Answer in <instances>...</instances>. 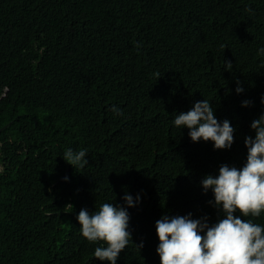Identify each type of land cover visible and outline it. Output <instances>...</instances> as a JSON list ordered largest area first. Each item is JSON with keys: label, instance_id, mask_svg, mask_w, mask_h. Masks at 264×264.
<instances>
[{"label": "trees", "instance_id": "1", "mask_svg": "<svg viewBox=\"0 0 264 264\" xmlns=\"http://www.w3.org/2000/svg\"><path fill=\"white\" fill-rule=\"evenodd\" d=\"M260 49L264 0H0V264H109L77 216L126 207L125 194L140 201L116 264H160L163 215L217 223L201 181L246 162L264 115ZM203 99L235 129L230 149L175 126ZM67 149L88 164L74 169Z\"/></svg>", "mask_w": 264, "mask_h": 264}, {"label": "clouds", "instance_id": "2", "mask_svg": "<svg viewBox=\"0 0 264 264\" xmlns=\"http://www.w3.org/2000/svg\"><path fill=\"white\" fill-rule=\"evenodd\" d=\"M225 68L231 69V62H225ZM235 91L240 94L243 88L237 86ZM249 104L246 100L242 106ZM174 124L187 128L193 143L212 142L214 150L230 149L234 142L235 129L230 121H218L211 103L204 99L191 110L176 114ZM251 129L255 138L244 139V165H221L217 176L208 175L201 181L205 193L211 189L214 199L209 203L222 211L223 218L211 226L208 217L193 219L191 214L163 215L156 221L160 264H264V225L244 219L264 213V115L251 123ZM86 155V149H67L64 161L74 169L83 168L88 164ZM123 200L126 207L103 203L92 213L82 208L77 216L82 237L90 243L102 241L106 245L95 248L93 255L99 261L116 264L119 254L132 243L127 208L135 207L140 197L134 200L125 194ZM67 206L72 208L71 204Z\"/></svg>", "mask_w": 264, "mask_h": 264}, {"label": "water", "instance_id": "3", "mask_svg": "<svg viewBox=\"0 0 264 264\" xmlns=\"http://www.w3.org/2000/svg\"><path fill=\"white\" fill-rule=\"evenodd\" d=\"M9 126V124L8 125H6V126H4V127H2L1 129H0V132H2L5 128H7Z\"/></svg>", "mask_w": 264, "mask_h": 264}, {"label": "flooded vegetation", "instance_id": "4", "mask_svg": "<svg viewBox=\"0 0 264 264\" xmlns=\"http://www.w3.org/2000/svg\"><path fill=\"white\" fill-rule=\"evenodd\" d=\"M0 169H2V168L0 167ZM2 170H3V169H2ZM2 170H0V172H1Z\"/></svg>", "mask_w": 264, "mask_h": 264}]
</instances>
